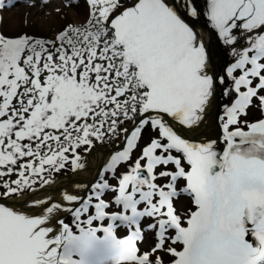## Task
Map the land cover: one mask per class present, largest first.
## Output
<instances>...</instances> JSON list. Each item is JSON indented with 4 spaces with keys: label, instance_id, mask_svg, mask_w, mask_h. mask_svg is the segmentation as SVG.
Listing matches in <instances>:
<instances>
[{
    "label": "snow or ice",
    "instance_id": "6c2138e0",
    "mask_svg": "<svg viewBox=\"0 0 264 264\" xmlns=\"http://www.w3.org/2000/svg\"><path fill=\"white\" fill-rule=\"evenodd\" d=\"M88 4L86 25L69 23L52 38L0 34V177L16 174L0 195L23 198L53 173L83 168L94 141L122 143L83 198L63 192L68 206L29 199L40 214H27L0 203V264H88L107 241L133 264H164L158 250L168 264H264V118L248 119L254 110L264 117V0H207L231 61L183 18L199 15L193 0ZM217 91L230 101L219 116L222 151L183 135ZM181 178L194 205L183 219L172 199ZM113 189L119 208L108 211L101 197ZM118 224L127 235L117 236ZM142 229L155 239L138 254Z\"/></svg>",
    "mask_w": 264,
    "mask_h": 264
},
{
    "label": "rangeland",
    "instance_id": "374dc122",
    "mask_svg": "<svg viewBox=\"0 0 264 264\" xmlns=\"http://www.w3.org/2000/svg\"><path fill=\"white\" fill-rule=\"evenodd\" d=\"M41 2V3H40ZM0 34H5L8 36H15L17 34H34L43 36L44 38H52L58 30L67 24H72L73 26H84L88 22V17L91 14V6L88 4V0H0ZM19 8L23 11L19 13ZM20 14V22L18 24L9 23L11 17L18 16ZM30 23L32 24V29ZM7 21V25L5 22ZM1 24L3 26H1ZM15 99V98H14ZM215 100V99H214ZM225 101H228L226 98ZM255 118L260 117V113L253 111L249 116V122L254 121ZM154 130H144L143 134L147 137L148 132ZM122 141L118 139H109L105 138L104 141L97 142L94 141L93 147L91 149L105 150L116 147ZM146 142H149L146 139H142L139 142V145L142 147ZM88 153H82V156L87 155ZM135 155V152H134ZM186 163V162H185ZM171 167V166H170ZM3 166H0V171H3ZM72 169H66L60 173H53L54 180L66 176L68 173L72 172ZM16 174H6L3 177H0V193L4 191L2 187V181L4 179H15ZM111 183L116 184V180H110ZM185 186V181L181 178L177 182V193L173 196V206L177 213L182 215V219L190 210H194V205L191 202V196L188 193L183 192ZM90 187L86 189L85 192L89 191ZM22 193H25L22 191ZM118 194L115 190H108L104 196L101 198L109 202L108 211L117 210L119 206L114 205V199L112 197ZM13 194L12 197H14ZM1 198H9L3 197ZM95 202V199H94ZM77 205V204H75ZM94 212V208L90 209ZM84 217L82 216V219ZM60 219H63L70 227L73 228L75 232L76 229L72 224V217L67 212L62 215ZM53 223L55 225H53ZM49 226L57 227L58 223L53 222ZM94 225L100 223L98 221L93 222ZM105 225L107 220L103 222ZM144 221H142V224ZM116 234L118 237L127 235V229L125 226L119 225L116 229ZM98 235H103V233H98ZM155 237L154 233L151 230L142 229V240L137 242L138 254H142L143 251L149 250L150 246L153 244ZM174 247H181L179 243L172 244ZM95 253V254H94ZM122 249L121 246L115 244L114 242L107 241L104 243L96 244L94 248L86 255V260L88 264H133L127 260L121 259ZM158 254L161 255L164 264H168L172 258L170 254H167L161 250H158Z\"/></svg>",
    "mask_w": 264,
    "mask_h": 264
},
{
    "label": "bare ground",
    "instance_id": "6f19581e",
    "mask_svg": "<svg viewBox=\"0 0 264 264\" xmlns=\"http://www.w3.org/2000/svg\"><path fill=\"white\" fill-rule=\"evenodd\" d=\"M206 4L207 0H193V6L197 7L199 15L197 17L185 16L183 18H185V21L189 23L191 27H193L194 32L198 34V38H202L206 44H209L213 47H219L217 45V41L220 42L218 33H216L215 29L212 28L210 22L208 21V19H206V15L204 14ZM22 11L23 10L19 8V13H22ZM27 21H29V23L31 22L30 19H28ZM18 22H20V14H18V16L10 18L9 23L11 25H7V21L3 23L11 27L12 24H18ZM30 25V29H32V24L30 23ZM1 26L3 25L1 24ZM224 49L225 54L223 56V59L231 61L232 57L230 48L228 46H225ZM220 96L225 97L221 93H219V91L214 94L215 99H219ZM214 98L211 102V107L206 110V115L202 123L197 126H193L191 129H184L183 135L185 138L190 137L188 132L198 133L200 137H202V139H200V142H203L205 140V136H210L211 134L217 135L218 128L216 123H220V120L215 118V113L218 110V101L214 100ZM221 106L222 108L224 107L223 102ZM216 148L218 151H222L218 144H216ZM111 152L112 151L106 152V150L90 149L88 154L83 156V168L73 170L66 176L56 180L52 178L51 184L45 185L43 189H38L34 193H21L20 196L23 198L14 196L9 198L6 202L0 200V203H4L5 206L13 207L15 209L28 210L27 214H40L39 212L35 211L37 206L28 204L27 201L29 199L44 198L48 196L51 197L53 202H58L62 205L68 206L69 202L63 201L62 199L63 192L67 191L70 194H76L83 198L85 190L87 189V185H89V183H93L95 179H97L99 169L104 163H106L107 159L110 157ZM75 203L76 202H71L72 205H75ZM65 212L66 211H60L59 213H57L56 215L58 219H60ZM53 222L57 223V221L53 220L51 222H46V226H49ZM53 225L55 224L53 223ZM53 227L55 232L57 227Z\"/></svg>",
    "mask_w": 264,
    "mask_h": 264
},
{
    "label": "water",
    "instance_id": "95a60500",
    "mask_svg": "<svg viewBox=\"0 0 264 264\" xmlns=\"http://www.w3.org/2000/svg\"><path fill=\"white\" fill-rule=\"evenodd\" d=\"M206 19H207V16H206ZM217 45L220 47V48H225V45H223V42L222 41H217ZM220 93V92H219ZM215 100H217L218 101V110H217V112L215 113V118L216 119H219V116L220 115H222L223 113H221V108H222V102H223V97L222 96H220V98L218 99V98H216ZM217 125H219V123H216ZM219 127L221 128V135L219 136V138H220V140L222 139V137H223V132H222V130H223V128H222V126L221 125H219ZM218 132H220V130L218 129ZM122 143V142H121ZM121 143H119L116 147H114V148H111V149H107L106 150V152H110V151H114L115 149H117L119 146H120V144ZM96 180V179H95ZM90 185H91V183H89V185H87V189L90 187ZM0 200H2V201H7L8 199H2V198H0ZM15 209V208H14Z\"/></svg>",
    "mask_w": 264,
    "mask_h": 264
},
{
    "label": "flooded vegetation",
    "instance_id": "af4514ba",
    "mask_svg": "<svg viewBox=\"0 0 264 264\" xmlns=\"http://www.w3.org/2000/svg\"><path fill=\"white\" fill-rule=\"evenodd\" d=\"M244 127L246 128V125Z\"/></svg>",
    "mask_w": 264,
    "mask_h": 264
}]
</instances>
